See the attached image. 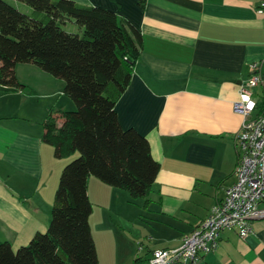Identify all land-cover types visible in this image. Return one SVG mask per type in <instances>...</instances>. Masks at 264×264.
I'll list each match as a JSON object with an SVG mask.
<instances>
[{
  "label": "crops",
  "instance_id": "1",
  "mask_svg": "<svg viewBox=\"0 0 264 264\" xmlns=\"http://www.w3.org/2000/svg\"><path fill=\"white\" fill-rule=\"evenodd\" d=\"M73 1L113 10L143 37L116 110L123 129L135 128L149 140L161 169L146 198L133 199L94 176L88 195L100 205L97 235L94 209L90 217L99 264L103 258L121 264L136 250L134 260L147 264L154 251L180 246L236 180V135L244 117L233 103L252 63L264 74V16L257 13L262 0H147L144 8L136 0ZM16 76L26 89L0 85V243L15 249L48 229L65 166L43 142V124L51 111L75 107L64 80L36 65L18 64ZM251 92L263 111L264 87ZM122 201L138 218L149 213L155 222L160 237H150L151 247L141 242L136 248L140 236L127 228ZM189 264H264V219L253 223L246 239L235 229L223 230L217 248Z\"/></svg>",
  "mask_w": 264,
  "mask_h": 264
},
{
  "label": "trees",
  "instance_id": "2",
  "mask_svg": "<svg viewBox=\"0 0 264 264\" xmlns=\"http://www.w3.org/2000/svg\"><path fill=\"white\" fill-rule=\"evenodd\" d=\"M18 1L31 11L0 0V85L26 89L16 76L23 63L64 80V93L76 108L51 111L42 139L57 159L79 155L62 170L48 229L17 249L0 243V264H99L90 226L89 178L139 199L151 193L161 169L149 140L135 128L123 129L116 110L143 37L105 7L73 0ZM136 1L142 8L147 3ZM142 263L141 258L133 262Z\"/></svg>",
  "mask_w": 264,
  "mask_h": 264
},
{
  "label": "built area",
  "instance_id": "3",
  "mask_svg": "<svg viewBox=\"0 0 264 264\" xmlns=\"http://www.w3.org/2000/svg\"><path fill=\"white\" fill-rule=\"evenodd\" d=\"M257 13L264 16V0ZM256 87H264V74L259 63H252L250 76L239 86V98L233 103L234 111L244 117L236 135L239 157L234 184L180 246L154 251L147 264L194 263L201 253L217 248L223 230L235 229L246 239L253 233V223L264 219V110H259L251 92Z\"/></svg>",
  "mask_w": 264,
  "mask_h": 264
},
{
  "label": "rangeland",
  "instance_id": "4",
  "mask_svg": "<svg viewBox=\"0 0 264 264\" xmlns=\"http://www.w3.org/2000/svg\"><path fill=\"white\" fill-rule=\"evenodd\" d=\"M68 27L70 29H73L75 27V25L73 26L72 24H68ZM76 29V27H75ZM76 108V106L74 107V109ZM73 109V110H74ZM79 155V153H75L73 155H70L66 158L63 159H58L61 162H65V164L71 162L72 160H74L75 158H77ZM92 190V189H91ZM118 200V199H117ZM140 201H142V199H140ZM126 201H122V210L124 211V213L127 215V217H129L130 220V225L127 226V228L130 229V232H133L134 234H139L140 238L138 239L139 243H136V248L138 249L140 247L141 242H143V248L146 247H151L152 243H155L154 241H152V239H150V237L152 236L154 238L155 241H157L159 239L160 234H158V230H157V226L155 224V222L153 223V220L151 221V216L149 215V213L143 216V218H138L137 215L135 214L132 206L126 204ZM93 209H94V213H93V218L91 219L92 222V226H93V230L95 232V234L97 235V230H98V226H99V219H98V213L100 211V205L97 203V201L94 203L93 205ZM133 219V220H132ZM101 242L99 241V251L101 252ZM155 246V245H153ZM135 252H139L138 250H136ZM142 253L140 254V256H146V251H141ZM137 253L128 257H124L121 261V264H133L134 258L136 257ZM102 256V255H101ZM101 264H106L105 263V259L103 258L101 260Z\"/></svg>",
  "mask_w": 264,
  "mask_h": 264
}]
</instances>
